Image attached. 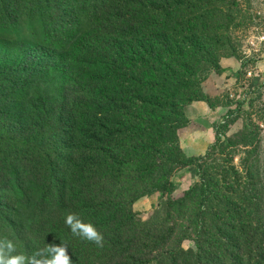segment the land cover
<instances>
[{"label": "trees", "instance_id": "1", "mask_svg": "<svg viewBox=\"0 0 264 264\" xmlns=\"http://www.w3.org/2000/svg\"><path fill=\"white\" fill-rule=\"evenodd\" d=\"M20 2L0 0V23H19L30 9L46 44L0 42V238L27 256L64 242L73 264H189L169 249L172 238L147 242L131 209L147 193L173 190L180 167L201 168L200 158L184 160L178 138L184 107L206 100L199 81L179 76L206 53L196 37L178 46L184 3ZM192 190L168 199L169 217ZM209 190L203 178L201 196ZM69 212L97 227L102 246L73 236ZM203 262L201 251L195 264Z\"/></svg>", "mask_w": 264, "mask_h": 264}, {"label": "rangeland", "instance_id": "2", "mask_svg": "<svg viewBox=\"0 0 264 264\" xmlns=\"http://www.w3.org/2000/svg\"><path fill=\"white\" fill-rule=\"evenodd\" d=\"M182 3L178 46L195 42L196 37L206 53L194 62L193 73L179 76L199 81L206 100L184 107L186 126L178 138L180 147L181 138L182 144L197 147L183 156L185 161L200 158L201 168L180 167L170 177L173 190L147 193L131 209L147 242L172 238L169 249L177 247L190 255L189 264H195L201 251L203 264H264V0ZM19 4L24 5L22 0ZM18 17L19 23L15 19L10 25L0 23L1 43L46 44L30 9L22 8ZM85 29L84 24L81 30ZM215 67L224 73L217 74ZM55 90L56 84L48 88L50 94ZM223 120L226 124L218 138ZM197 134L203 139H193ZM211 136L214 140L206 142ZM203 178L210 185V198L199 192ZM191 189L186 204L169 217L168 199L182 198Z\"/></svg>", "mask_w": 264, "mask_h": 264}, {"label": "clouds", "instance_id": "3", "mask_svg": "<svg viewBox=\"0 0 264 264\" xmlns=\"http://www.w3.org/2000/svg\"><path fill=\"white\" fill-rule=\"evenodd\" d=\"M64 222L73 236L102 246V233L93 223L85 222L79 214L69 212ZM0 264H73V261L68 254V245L64 242L60 245L46 244L27 256L17 252L16 244L12 240L0 238Z\"/></svg>", "mask_w": 264, "mask_h": 264}, {"label": "crops", "instance_id": "4", "mask_svg": "<svg viewBox=\"0 0 264 264\" xmlns=\"http://www.w3.org/2000/svg\"><path fill=\"white\" fill-rule=\"evenodd\" d=\"M198 108H202L203 110H205L204 109V107H202L201 105H196ZM205 113H207L206 111H204V114ZM209 114V113H208ZM189 120H190V122H191V117L189 118ZM203 139V137L202 136H200L199 134H197V135H194L193 136V139H197V140H201V139ZM214 139H213V137L211 136V137H208L207 138V141L206 142H212ZM181 148H182V150H183V152H185L186 154L187 153H189V152H193V151H195L196 149H197V147H195V145L194 146H191L190 145V147H189V145H188V143L185 141L183 144H182V138H181Z\"/></svg>", "mask_w": 264, "mask_h": 264}, {"label": "built area", "instance_id": "5", "mask_svg": "<svg viewBox=\"0 0 264 264\" xmlns=\"http://www.w3.org/2000/svg\"><path fill=\"white\" fill-rule=\"evenodd\" d=\"M225 123V121L223 120L222 122H221V124H224ZM220 136H221V134H220Z\"/></svg>", "mask_w": 264, "mask_h": 264}]
</instances>
